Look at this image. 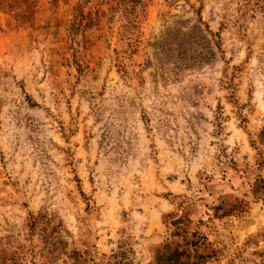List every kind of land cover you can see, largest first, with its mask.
<instances>
[{
    "label": "rangeland",
    "instance_id": "374dc122",
    "mask_svg": "<svg viewBox=\"0 0 264 264\" xmlns=\"http://www.w3.org/2000/svg\"><path fill=\"white\" fill-rule=\"evenodd\" d=\"M5 1L0 264H264V0Z\"/></svg>",
    "mask_w": 264,
    "mask_h": 264
},
{
    "label": "trees",
    "instance_id": "16d2710c",
    "mask_svg": "<svg viewBox=\"0 0 264 264\" xmlns=\"http://www.w3.org/2000/svg\"><path fill=\"white\" fill-rule=\"evenodd\" d=\"M175 30L176 35L167 46V50L171 49L170 55L165 59L171 72L189 69L207 62L213 55L212 49L218 46L214 37L216 35L205 27L200 28L197 24L190 26L187 33L181 32L177 28Z\"/></svg>",
    "mask_w": 264,
    "mask_h": 264
}]
</instances>
